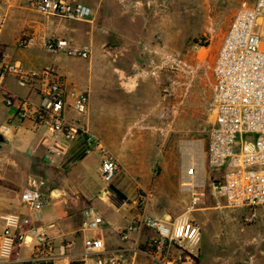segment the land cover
I'll list each match as a JSON object with an SVG mask.
<instances>
[{"label": "crops", "instance_id": "0c3cea01", "mask_svg": "<svg viewBox=\"0 0 264 264\" xmlns=\"http://www.w3.org/2000/svg\"><path fill=\"white\" fill-rule=\"evenodd\" d=\"M28 1L0 0V65L18 62L27 70L34 71L45 66L54 67L68 89L85 92L89 97L85 114L67 110L66 117L98 138L120 163H125L122 156L128 155L133 156V168L142 171L144 164L148 167V162L140 157L144 150L158 149L170 138V123L159 110V90L166 70L174 69V63L169 68L165 66V59L170 50L174 58L175 40L176 46L179 45L178 36L165 38V28L176 26L179 30L182 0H65L91 8L92 17L88 22L41 16L26 7ZM24 34L35 36L40 41V45L27 51L42 55V61L13 59V53L5 47V38H14L17 45ZM53 34L70 40L74 46L89 48V59L47 53L41 42ZM13 84V78H9L4 85L5 92L18 96ZM39 87L37 83L28 87L26 97L21 98L28 99L33 105L39 104ZM29 119L35 132L41 127L45 129L42 136L33 142L35 148L31 152L36 158L43 159L45 181L52 188V191L48 187L41 190L46 205L32 214L33 222L46 229L51 224L55 225V229L47 232L54 236L56 249L65 240L71 242L72 253L82 254L84 240L94 235L82 230V212L88 205L94 206L86 183L92 178L93 170L100 173L99 154L86 152V134L80 133L73 141H67L62 136L52 135L42 123ZM10 124L0 125V135L9 140V145L20 140L17 137L19 130ZM19 142L24 148L30 145L27 140ZM118 176L119 173L111 186L120 190L122 184L116 182ZM70 179L74 182L72 192L66 194L64 182ZM56 190L60 194L53 197ZM111 193L104 194L102 187L98 189L96 198L103 204L111 201V205L116 207L115 212H111L108 206L104 210L95 207L104 216L98 236L103 238L108 249H115L121 245L115 230L126 228L138 214ZM213 200L215 205L211 208L196 209L193 213L195 218L191 214L202 229V239L195 250L193 263L264 264V242L260 243L256 237L258 230L264 231V210L258 208L255 222L248 224L245 220L249 210H230L223 201ZM125 201L127 204L130 202L129 199ZM11 209L0 196V211L14 213L10 212ZM121 211L122 215L116 216ZM131 238L136 240L137 234H132ZM146 263L143 258L136 261V264Z\"/></svg>", "mask_w": 264, "mask_h": 264}, {"label": "built area", "instance_id": "2783aa9c", "mask_svg": "<svg viewBox=\"0 0 264 264\" xmlns=\"http://www.w3.org/2000/svg\"><path fill=\"white\" fill-rule=\"evenodd\" d=\"M26 7L41 16L63 21L88 22L92 17L88 6L65 0H29ZM41 43L53 55L80 59H89L91 55L89 48L74 46L70 40L54 34ZM38 45L40 41L29 34L22 35L17 42L23 50ZM212 76L214 121L207 150L205 154L202 151L203 182L198 183V162L191 158L185 164L182 157L180 185L192 199L187 213L174 219H158L144 211V196L129 204L123 201L138 215L126 228L115 230L121 245L108 249L98 236L104 216L95 206L88 205L82 212V230L94 235L84 240L82 254L72 253L71 242L63 240L57 249L54 247L55 238L47 230L55 229V225L46 229L34 224L32 214L45 207L46 199L40 187L29 182L19 197L20 211L0 215V264H136L138 258L146 260V264H194L202 229L191 213L200 205L207 186L211 196L223 201L226 208L249 210L245 222L254 223L256 210H264V0L239 3L219 47ZM9 78L21 88L39 84L40 103L33 105L26 98L6 93L4 85ZM1 99L8 107L17 105L21 120L32 118L54 136L73 141L80 133L86 134V152H97L100 157L104 194L111 191L121 169L119 160L98 138L65 115L67 110L85 114L88 94L68 89L52 66L34 71L21 63L7 62L0 65ZM249 135L252 140L247 139ZM206 164L215 173L213 177H207ZM132 234H137L136 240L131 238Z\"/></svg>", "mask_w": 264, "mask_h": 264}, {"label": "rangeland", "instance_id": "374dc122", "mask_svg": "<svg viewBox=\"0 0 264 264\" xmlns=\"http://www.w3.org/2000/svg\"><path fill=\"white\" fill-rule=\"evenodd\" d=\"M241 1L243 0H182L179 30L176 26L165 28V38H177V36L179 38L178 46L175 40L174 58L170 50L169 56L165 59V66L169 68L174 63V69L166 70L164 83L159 90L161 98L159 110L161 116L170 123V138L158 149L144 150V154L140 157L148 162V167L144 164L142 171L133 168L131 162L133 156H122L125 163L120 160L121 169L116 179V182L122 184L120 186L122 190L119 191L130 201L144 196V211L155 218L174 219L187 213L191 207V195L183 192L180 185L183 157L180 146L183 142H199L204 154L207 150L209 132L214 121L212 68L222 40ZM5 47L13 53V59L35 58L41 61L44 59L42 55L33 53L34 51L19 49L14 38H5ZM13 87L19 97H26L28 88H20L15 84ZM9 122L13 129L19 130L18 139L30 143L28 148H24L21 147L19 140L12 142L11 145L2 144L0 149V196L12 207L10 212H18L20 194L29 182H35L40 190L48 187L50 191L52 188L45 181L43 159L36 158L31 152L35 148L33 142L42 136L45 129L41 127L35 132L31 119L21 120L18 117L17 105L8 107L1 99L0 125ZM247 139L252 140L253 136L249 135ZM205 170L208 178L215 175L207 164ZM92 173V178L86 183V189L88 195L94 199V206L101 210L108 206L111 212H115L116 207L111 205L113 204L111 201L103 204L96 198L98 189L105 184L100 180V173L98 174L96 170ZM64 183L66 194H69L72 192L74 182L70 179ZM111 194L115 196L114 193ZM46 196L49 198L48 194ZM213 199L207 186L204 197L196 209L211 208L215 205ZM5 213L8 212L0 211V215ZM122 213L123 211L116 216L119 217ZM193 213H191L192 217L195 218ZM258 232L257 241L263 243L264 231L261 229Z\"/></svg>", "mask_w": 264, "mask_h": 264}, {"label": "bare ground", "instance_id": "6f19581e", "mask_svg": "<svg viewBox=\"0 0 264 264\" xmlns=\"http://www.w3.org/2000/svg\"><path fill=\"white\" fill-rule=\"evenodd\" d=\"M181 150L184 157V163L188 164L190 159L193 158L198 162L200 179L198 183L203 182L204 177V155L202 153V145L199 142H188L181 145Z\"/></svg>", "mask_w": 264, "mask_h": 264}, {"label": "water", "instance_id": "95a60500", "mask_svg": "<svg viewBox=\"0 0 264 264\" xmlns=\"http://www.w3.org/2000/svg\"><path fill=\"white\" fill-rule=\"evenodd\" d=\"M2 144H9V140L4 139L1 135H0V149L2 148ZM110 190L115 194V196L117 198H119L122 201L127 200L126 196L124 194H122L117 188L111 186ZM60 192L58 190L54 191V193L52 194L53 197H57L59 196Z\"/></svg>", "mask_w": 264, "mask_h": 264}]
</instances>
